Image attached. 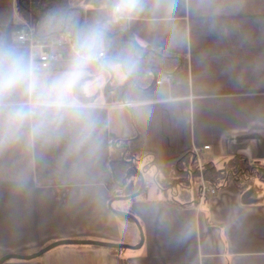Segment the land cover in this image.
<instances>
[{"label": "crops", "instance_id": "1", "mask_svg": "<svg viewBox=\"0 0 264 264\" xmlns=\"http://www.w3.org/2000/svg\"><path fill=\"white\" fill-rule=\"evenodd\" d=\"M79 1L88 23L111 3ZM19 23L16 0H0V34L12 38ZM125 26L141 47L182 57V70L171 84L101 90L103 152L84 173L61 165L62 148L34 161L20 153L0 158V260L58 241L94 240L120 247L62 245L3 264H264L263 184L247 201L229 185L181 209L150 196L146 186L132 202L112 200L108 170L110 139L137 133L161 167L204 146L211 150L203 160L219 171L237 155L264 163V0H174L170 17L145 13ZM22 169L28 187L17 192L10 177ZM112 208H131L138 222Z\"/></svg>", "mask_w": 264, "mask_h": 264}, {"label": "clouds", "instance_id": "2", "mask_svg": "<svg viewBox=\"0 0 264 264\" xmlns=\"http://www.w3.org/2000/svg\"><path fill=\"white\" fill-rule=\"evenodd\" d=\"M107 11L78 24L61 10L47 14L41 39L25 46L0 34V158L20 153L34 161L62 148L61 165L84 173L103 152L106 121L100 92L117 84L138 89L141 53L133 44L114 46L112 27L145 13L170 17L174 0H111ZM52 35L65 41L59 63H45L40 48ZM15 191L28 187L22 169L10 177Z\"/></svg>", "mask_w": 264, "mask_h": 264}, {"label": "trees", "instance_id": "3", "mask_svg": "<svg viewBox=\"0 0 264 264\" xmlns=\"http://www.w3.org/2000/svg\"><path fill=\"white\" fill-rule=\"evenodd\" d=\"M80 4L79 0L74 3H71L70 0H16V11L18 17L32 27L35 36L41 39L40 23L53 10L63 11L66 15L73 17L78 24L88 23L84 19V10ZM21 26V23L15 25L11 33H15ZM111 35L114 46L133 44L141 53L138 87L155 84L159 78L165 75L173 77L183 68L184 59L182 57L160 49L141 47L126 26L118 27L113 24ZM54 36L57 35H52L47 39ZM111 140H113V144L109 146L108 170L111 178L109 187L112 200L129 203L145 193L144 185L140 195L128 199L136 195L142 188L144 178L143 171L138 168L140 163L144 164V170L153 169L155 171L154 181L166 196V202L181 209L199 206L201 176L212 187L223 189L234 185L243 195L253 190L256 183L264 185V163H253L243 156L237 155L230 158L224 171H219L212 162L203 161L201 175L197 159L192 151L184 152L178 157L170 159L161 167L156 162L153 153L142 150L138 133L132 138ZM117 189H122L123 193L116 195ZM169 194L172 199L168 197ZM112 210L121 219L138 222L131 208H112ZM115 210L128 213L132 217Z\"/></svg>", "mask_w": 264, "mask_h": 264}, {"label": "built area", "instance_id": "4", "mask_svg": "<svg viewBox=\"0 0 264 264\" xmlns=\"http://www.w3.org/2000/svg\"><path fill=\"white\" fill-rule=\"evenodd\" d=\"M114 24L117 25L118 27H123L125 26V20L116 21ZM12 38H15V40L19 42L20 44L25 45V46H30V47L40 40L35 36L33 28L30 27L25 22H23L21 28L13 34ZM64 47H65V41L60 35L47 39L46 46L40 48L41 59L45 63H49V62L53 64L59 63L64 55ZM172 82H173L172 76L165 75L156 81V85L171 84ZM112 144H113V140L110 139L109 146H112ZM209 150H211L210 146H204L202 149L194 148L192 150L194 156L197 159L198 169L201 175H202V169H203L202 167H203V161H204L202 154L203 152H206ZM200 185H201L200 186V194H201L200 202L205 201L208 196L212 197V196L217 195L219 191L221 190L216 187L210 186L204 180L202 176H201ZM145 186L146 188H148V183H145ZM122 193H123L122 189H117L115 191L116 195H121Z\"/></svg>", "mask_w": 264, "mask_h": 264}, {"label": "water", "instance_id": "5", "mask_svg": "<svg viewBox=\"0 0 264 264\" xmlns=\"http://www.w3.org/2000/svg\"><path fill=\"white\" fill-rule=\"evenodd\" d=\"M144 185L145 184H144V179H143V184H142L141 190L136 195L131 196L128 199H131V198H134V197L140 195L141 192L143 191ZM250 194H251V192H248L245 194L244 201H247V198L250 196ZM116 212L122 213L119 211H116ZM122 214H124L126 216H131L128 213H122ZM70 244H85V245H93V246L108 247V248L120 247V245H115V244H111V243H104V242L94 241V240H64V241H58V242L52 243V244L46 246L45 248L41 249L39 252L32 254V255H8V256H5L3 259L0 260V264H3L5 261L10 260V259H20V260L37 259V258L41 257L42 255H44L46 252H48V251H50V250H52L58 246L70 245Z\"/></svg>", "mask_w": 264, "mask_h": 264}, {"label": "rangeland", "instance_id": "6", "mask_svg": "<svg viewBox=\"0 0 264 264\" xmlns=\"http://www.w3.org/2000/svg\"><path fill=\"white\" fill-rule=\"evenodd\" d=\"M143 167L144 164L142 163L138 165V168L143 171V178L145 182L148 183L149 195L152 197L161 196L166 198V196L162 193V191L159 190L158 186L154 181L155 171L153 169L144 170ZM168 197L172 199V196L170 194Z\"/></svg>", "mask_w": 264, "mask_h": 264}]
</instances>
